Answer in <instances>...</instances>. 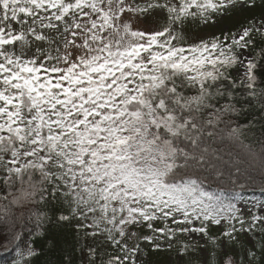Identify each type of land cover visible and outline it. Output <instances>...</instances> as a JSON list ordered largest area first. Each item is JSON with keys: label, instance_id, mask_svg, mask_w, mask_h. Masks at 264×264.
Instances as JSON below:
<instances>
[{"label": "snow or ice", "instance_id": "snow-or-ice-1", "mask_svg": "<svg viewBox=\"0 0 264 264\" xmlns=\"http://www.w3.org/2000/svg\"><path fill=\"white\" fill-rule=\"evenodd\" d=\"M256 6L0 0V246L13 264H33L50 212L77 221L86 264H145V243L164 264H264V10L188 33Z\"/></svg>", "mask_w": 264, "mask_h": 264}, {"label": "trees", "instance_id": "trees-1", "mask_svg": "<svg viewBox=\"0 0 264 264\" xmlns=\"http://www.w3.org/2000/svg\"><path fill=\"white\" fill-rule=\"evenodd\" d=\"M262 10L264 9H262L259 0H257V6L252 8L250 13L251 15L252 12L255 15H259ZM248 119L250 117L242 116L240 117V123H247ZM250 131L258 136L260 130L259 128H254ZM254 138V136H248L246 139L248 142H252ZM246 195H259V193H248ZM39 207L41 210H48L44 205ZM56 215L58 213L50 212L51 220L46 222L43 232L31 237L34 246L40 251V254L34 258L33 264H66L65 256L69 254L72 257V264H81L82 260L86 264V255L82 256L77 250V233L74 227L77 221L74 220L71 224L66 222L57 223L55 220ZM80 243H91V240L82 239ZM162 254L166 255L167 253L163 252ZM7 258L9 260L3 263V260ZM15 258L16 251L13 246L3 247V249L0 246V264H13Z\"/></svg>", "mask_w": 264, "mask_h": 264}, {"label": "rangeland", "instance_id": "rangeland-1", "mask_svg": "<svg viewBox=\"0 0 264 264\" xmlns=\"http://www.w3.org/2000/svg\"><path fill=\"white\" fill-rule=\"evenodd\" d=\"M250 9L239 10L233 13L231 16H227L222 20H219L215 26H208V27H192L188 29L189 39H195L205 34L216 33L221 29H233L235 28L240 22H242L245 18H251L255 14L252 12L250 13ZM240 71L239 68L233 69L232 74L236 75V73ZM259 196V195H255ZM248 199H251L253 195H247ZM144 234L151 235L150 232L145 228L142 230ZM145 249V264H164L167 259V255H163V252H153L151 247L148 246L146 243L143 245ZM1 249L3 247L1 246ZM161 254V255H159ZM9 258L4 259L3 263H6Z\"/></svg>", "mask_w": 264, "mask_h": 264}]
</instances>
